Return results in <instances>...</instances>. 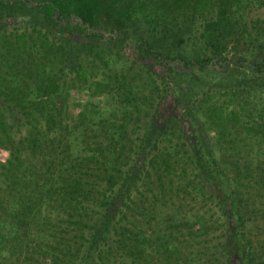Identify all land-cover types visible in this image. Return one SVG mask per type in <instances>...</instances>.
<instances>
[{"label": "trees", "instance_id": "16d2710c", "mask_svg": "<svg viewBox=\"0 0 264 264\" xmlns=\"http://www.w3.org/2000/svg\"><path fill=\"white\" fill-rule=\"evenodd\" d=\"M0 1V16L6 7L19 9L22 19L32 10L43 16L14 25L0 20V150L9 153L0 159V264H152L153 249L158 262L175 249L174 242L165 239L167 232L155 226L160 224L159 201L176 190L177 173L178 178L188 177L190 193L209 198L222 227L209 253L190 261L177 259L178 264H232L228 253L239 254L241 246H246V261L254 264L245 218L251 194L246 183L259 185L257 159L264 154V54L256 52L250 60L224 52L229 40L236 38L245 8L251 3L264 8V0ZM205 14L208 18L199 32L202 55L170 54L156 42L153 30L151 41L140 36L132 42L167 74L174 62L186 68L214 64L223 69L234 63L256 73L231 89V96L222 93L209 102V114H203L209 121L187 107L200 130L209 123V133L200 134L208 156L204 161L199 150L188 149L191 142H178L186 134L178 114L172 113L162 125L146 117L135 122L142 119L140 106L145 107L144 116L151 115L168 91L152 68L141 63L138 89L149 91V101L144 96L138 103L132 88L118 86L109 73L107 82L92 76L87 67L98 60L106 63V52L92 43L57 36L50 28L55 21L62 27L88 29L92 40L104 19L118 28L115 39L127 43L125 29L141 18L158 25L161 17ZM155 29L159 35L170 30ZM177 36L173 30L172 38ZM72 77L87 83L93 95L109 94V103L104 108L78 104L70 112L66 92ZM250 93L257 95L256 103L248 98ZM134 116V125L128 128ZM173 136L178 147L169 150ZM243 141L259 145L244 148ZM150 172L157 186L148 194ZM216 179L227 184L225 198L212 189Z\"/></svg>", "mask_w": 264, "mask_h": 264}, {"label": "rangeland", "instance_id": "374dc122", "mask_svg": "<svg viewBox=\"0 0 264 264\" xmlns=\"http://www.w3.org/2000/svg\"><path fill=\"white\" fill-rule=\"evenodd\" d=\"M140 1L143 2L144 0ZM1 6L2 1H0ZM1 14L3 15L0 16V20L5 19L7 23L12 25L21 23L26 18L28 20L43 19L40 10L24 13L23 19L20 15L21 12L17 8L6 7L1 10ZM175 17L170 16L167 18L161 17L158 20L155 19L159 21L158 25L153 21H145L142 18L130 23L124 31L128 35L127 43H121L115 39L118 28L104 19L96 27L95 32H98V35L92 40L87 36L88 29L80 30L70 24H65L62 27L55 21L50 23V28L57 36L62 35L66 38H71L73 41L86 44L92 43L96 46L97 50L106 52L103 54L106 63L98 60L96 61V66L87 67L92 76L97 80L107 82L104 78L109 73L118 86L129 85L132 88V96L136 98L138 103H143L144 96H147L145 102L149 101L147 100L149 91L145 90L144 93H141V90L138 89V86H141L140 76H143L141 63L147 64V67L152 68L160 76L161 86L163 88L167 86L168 91L165 93L166 96L164 95L160 99L158 107L155 110L154 108L150 110L151 115L144 116L145 107L143 105L140 106L142 111L138 114L139 118H142L141 121H136V117L134 116L133 120L129 119L131 123L127 125L128 128H132L134 120L136 123L143 122L146 120L145 117L153 120L158 125L166 124L172 113L178 114L182 119L184 133H186L184 138L182 137L181 141L178 142H191L192 145L188 149L199 150L204 155V161L205 159L207 160L208 156L206 155V146L201 142L200 134L201 132L209 133V123L206 122L201 127L202 130H200L197 121L192 120V115L187 107L192 106L193 110L198 112V116L209 121V118L203 115L209 114V102L220 99L219 96L222 93L228 92L231 96V89L236 88L240 83L248 81L256 73L249 66L239 67L234 63L223 69L214 64H207L202 67L193 65L186 68L181 63L174 62L170 66V74H167L165 68L153 57H143L142 51L132 42H135L140 36L151 41L152 38L150 36L152 33L149 36V31L153 30L157 32L156 42L162 48H168L170 54L181 52L187 56H191L205 53L203 38L199 35V32L208 18L206 14L189 18L181 15H176ZM183 18L185 19L183 20ZM257 20L260 21L258 22ZM237 26L236 38L234 41L229 40L224 54L229 57L238 53V55H244L250 60L253 59L252 56L256 52H260V56H262L264 54V8L251 3L245 8L242 17L238 18ZM155 27H166L167 30H170L165 34L159 35V29H155ZM173 30L178 34L175 39L172 38ZM110 36L113 37L111 41H109ZM173 41H175V44H172ZM68 91L66 92V96L70 112H73L78 104H89L91 102L100 108H104L110 101L109 94L93 95L87 89V83L79 82L75 77L69 79ZM255 95L254 93H250L248 96L254 103L258 101V97ZM109 107L112 108L113 106L109 104ZM129 112L131 113L130 115L128 113V116L132 117L133 111ZM168 144L169 150L173 145L177 146L176 138L173 136L171 143ZM240 145L244 148L247 146L257 148L259 143L256 141H243ZM8 156V151L4 149L0 150L1 160L8 158ZM257 160L259 168L255 182L259 185L252 187V185L248 186V182L246 183L251 194L247 199L245 218L248 225L247 237L251 240L255 254L253 262L254 264H264V154L262 153ZM150 173L151 175L153 174V172ZM175 176L177 188L172 196L167 194L164 201H159V211L161 213L156 212V220L160 221V224L155 226V229H159L160 227V229L163 228L167 232L165 239L169 242L173 241L175 249L169 255H163L158 262L156 261L157 257L154 249L150 250L151 254H154L149 256L152 264H178L177 259L190 261L194 256L209 253L213 249L217 239L221 236L222 227L219 223L221 221L218 219V214L213 210L209 198L204 193H190L187 187L188 185L190 187V183L186 175L178 178L177 173ZM154 179L155 176L152 175L149 183L147 182L148 194H151L153 190L155 191L157 184L152 182ZM215 181L217 183H215L212 189L222 198H225L228 194L227 184L221 179H216ZM134 207L135 204L130 209L131 216L135 214ZM132 219L135 221L134 218ZM151 242L154 241L151 240ZM229 243L231 246L234 245L233 240H229ZM246 253V246H241L239 254H228L232 264H250L246 261ZM170 255L172 256L169 258Z\"/></svg>", "mask_w": 264, "mask_h": 264}]
</instances>
